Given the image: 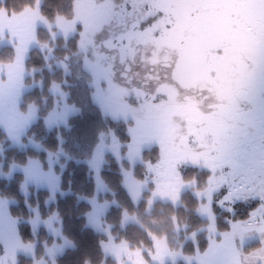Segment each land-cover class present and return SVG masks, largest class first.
Masks as SVG:
<instances>
[{"label":"rangeland","instance_id":"rangeland-1","mask_svg":"<svg viewBox=\"0 0 264 264\" xmlns=\"http://www.w3.org/2000/svg\"><path fill=\"white\" fill-rule=\"evenodd\" d=\"M42 1L36 0L34 5H28L21 10H8L4 6L0 7V44L10 45L14 48L16 58L11 64L0 65V127L4 128L9 136L12 137H10L12 141H15L20 146L23 142L22 137L25 134V130L36 119L35 105H33L34 107L31 106V110L28 109L29 111L27 113L25 111V114H23L22 112L24 111H21L20 105L18 104L16 106V104L18 96L29 87L23 83L26 75L23 69V62L27 57L29 49L38 44L36 40L37 27L45 26L52 30L51 35L53 39H56L55 43H57V36L61 35L67 41L72 35L76 33L80 34L78 43L79 50H76L77 52H75L74 57L78 60L77 56L81 54L84 64L80 70H76L78 89L75 90V93L81 95L82 92V97L85 100H88L91 94L92 100H96L98 103L97 106L104 113L120 118L128 124V132L131 135L128 141L121 142L112 130L105 127L99 132L98 142L92 154L93 156L91 155V159L93 158L92 160L96 162L93 165L96 171L93 174L95 188L90 199L93 206L88 213V224L107 235V239L102 242L106 256L114 257L117 264H166L167 262H176L179 259H184L189 264H226L228 262V255L231 253L227 252L229 251V245L218 244L221 243V238L235 236L238 239L239 236H243L244 241L247 242L246 245L262 239L261 236L264 231H259L258 229L264 228V200L261 199V197H264V122L256 130L258 136L256 134L255 137L258 138H255L254 141H252V138L250 139L252 147L255 150H252L247 145H243L239 150L232 151L233 153L230 152L232 153L234 162H229L223 166V170L218 166L221 164L209 163V169L210 172L212 171V174L203 184H197V179L192 178L195 176L190 171V168L185 173V169L187 168L184 164L189 165L195 163L193 156L201 159L200 154H191L189 152V149L192 147H190L189 142H185L186 136L193 139L198 137L204 141L202 145L206 147L205 136L209 134L211 129L209 127L199 129L195 125V123H201L199 120L204 116V108L201 106V103H206L205 93L196 89L195 94L201 93L202 95L200 103L196 100L182 101L183 97L180 101V92L186 94L185 91L188 85L186 80H180L177 77L180 76L181 78L184 76L183 63L189 66L191 72L193 69L200 67V74H206L204 66L208 55L207 50L211 47V42H214V38L205 33L206 31L202 35H196L197 37L193 36L190 40L192 47L190 49L187 47L182 51L184 54L180 61H177L174 53L171 52L173 56L171 57V61L168 62H170L169 67L172 70L167 69V67H163L162 70L159 69L158 71L157 68L151 70L149 66V74L142 78H140V73L138 74L135 70L134 79L135 81L138 80V85L137 87L131 88L126 86L124 82H121V65H119L118 61H110V57H107L110 55L107 48H104L96 59L94 58V54H92V48L96 47V50H99L97 47L99 45H112L109 42L105 44L106 41L103 39L105 36L109 37L114 24L120 23L121 20L124 21L123 15L122 19H119L118 13L120 11L123 12L122 10L125 7L124 13L127 12L128 16L130 14L135 15V13H138L142 8L146 7L144 4L147 0H74L72 15H57L53 22L42 14L40 10ZM167 1L170 0H159V4L162 2L159 6L164 5L169 12H173L176 6L182 8L178 0ZM194 1L185 0L186 4ZM245 1L250 0H233L228 3L227 7L232 8L230 10L233 13L235 9H239L238 5ZM139 2H143L141 7L137 5ZM153 4L156 5L157 0H153ZM146 23L147 20H145L144 25ZM132 24L135 25L138 31L136 36H138L141 24L139 21L136 23L133 22ZM120 30L122 32L120 35L124 37L125 29ZM144 30L146 31V29ZM176 30L175 28H170L168 31H164V33L168 34V41L171 45H174L178 53L180 51L178 44L184 35L182 33L181 36L179 31L176 32ZM129 34L134 35L133 33ZM226 34H228L226 37H230L229 33ZM124 38H127V36ZM118 39L121 40V37L118 36ZM108 40L111 41L112 39L108 38ZM140 40L145 42L143 38H140ZM162 42L163 38L157 41L160 44ZM50 45L39 43L42 50L49 48L50 52L48 53V57L52 55L53 46ZM200 45L205 46L206 49L204 50L202 47V51L197 53L196 50L198 51L199 49L196 48H201ZM167 50L172 51L170 47ZM191 51L192 53L189 56L188 53ZM158 52H164V50H158ZM83 53L86 57L83 56ZM146 53L150 54L148 49ZM153 53H155L156 57H152V62H156L154 64L160 68L159 63L166 61L157 62L156 59L159 58V54L157 52ZM124 55L125 53L122 52V58H124ZM183 57L185 59L181 62ZM66 58V60L61 62V65L67 72H70L72 69L67 62L70 57L67 56ZM113 60L116 59L113 58ZM13 71L15 73L12 75L10 72ZM162 71L166 72V76H162ZM123 76H125V73H123ZM10 77L16 83H20L18 85L21 89H18V85L15 82H10ZM195 77H188L190 78L189 81H192V84L193 78ZM90 79H93V81H90ZM123 79L129 80L128 75L123 77ZM53 84V94L56 97H60H57L58 101L55 102L54 109L48 113L46 121L50 127L61 125L67 127L66 124L68 125L69 122H72L70 121V117L78 111V107L69 102L70 90H63L58 83ZM216 86V82L212 80L209 87L215 90L217 88ZM209 87L207 91H210ZM84 88L88 89L90 94H86ZM136 88L139 92L133 94ZM15 89L18 90L13 91ZM11 90L13 91L12 94H10ZM184 102L188 104V109L183 116L186 122L185 126H183L182 117L180 119L174 117L175 120L172 122L166 121V114L173 117L175 113L183 112L182 110H175L179 109ZM30 111L31 113H29ZM179 120L180 122H177ZM70 126L68 125V128ZM179 128L188 131L179 133ZM25 143L33 147H41L33 140H27ZM182 143L188 149L183 147V150H179ZM122 146H127L125 154L121 151ZM157 147L159 149V160L153 161L151 158L145 156L146 150H152ZM193 149L191 150L193 151ZM218 150L221 152L227 151L223 145ZM108 151L112 152L120 161L123 158L130 161L128 167L121 162L123 165L124 185L135 204L138 205L143 199L146 200L143 211L151 212L155 203L159 200L179 205L181 195L186 190H193L198 199L204 200L198 211L209 222L205 228H202L206 231V237L208 239L205 250L199 251L195 249L196 251L191 255H186L182 251L187 240L193 241L197 246L196 234L202 229L186 232L188 225L185 222L178 221L175 217H171V225L152 219V226L163 231L160 234L148 230L153 240L152 246L146 244L133 246L127 240L116 239V235H113L111 232V226L102 220L105 209L111 204H115L116 201L99 200L98 195L100 192H106L108 190L100 174L105 162V154ZM57 154L66 158L67 154L70 153L68 150L59 148ZM206 155L208 156V154ZM71 157L70 154L68 158ZM229 157L231 158V156H223V158ZM34 160L35 162H39L37 159ZM139 161L145 164L146 174L144 178H138L135 175L134 166ZM22 167V165H12L11 171L7 176L20 170ZM36 174L39 173H32V177L36 176ZM28 184H30V180L27 179L23 184V191H26ZM238 185L251 190L249 191L251 192V198L259 200L257 203L258 207L255 208L259 216L254 219L256 223L236 220L233 223L234 228L231 229L232 231L219 232L216 229L213 208L219 209L221 206L223 209L230 208L229 198L231 195L228 196V194L229 192H233L235 190L233 188H236ZM56 189L65 191L61 189V186ZM216 193H220L217 199L214 197ZM84 197L81 196V198ZM15 201L13 198L0 195V261L7 259L4 263L0 262V264H17L18 256L21 254L33 256L36 249L37 242L23 240L17 227V219L10 213V206ZM32 212L33 214L29 221L34 230L44 226L48 234L54 239L61 238V241L52 240L51 243L45 242L43 257L37 258L33 264H57V255L62 253L65 248L73 246V242L62 234L61 219L57 213H54L48 219L44 220L39 215L37 208L32 209ZM121 218L122 226H126L129 223L144 224V218L140 214L129 213L126 209L122 211ZM158 218L160 216L156 219ZM240 226L243 228H240ZM254 250L247 251L244 246L243 251H238L236 256L241 259L243 258L245 261L246 257H249ZM253 254L256 255V253Z\"/></svg>","mask_w":264,"mask_h":264},{"label":"trees","instance_id":"trees-1","mask_svg":"<svg viewBox=\"0 0 264 264\" xmlns=\"http://www.w3.org/2000/svg\"><path fill=\"white\" fill-rule=\"evenodd\" d=\"M35 2L36 0H0V7L4 6L8 10H21L28 5H34ZM150 4L148 12L151 14L156 13L155 10L160 7L159 0H157L156 5L153 4L152 0ZM73 5L74 0H43L40 10L48 20L53 22L57 15L68 16V14H71ZM125 9L124 7L122 11L124 12ZM118 14L121 16L122 12L120 11ZM123 23L120 21V23L113 25L110 36L103 39L106 41L105 44L109 42L112 45L97 46L99 48L98 52L94 51L92 53L95 59L104 48L110 47L115 52V48L122 47L117 38L118 35L122 34L119 29ZM51 31L45 26L37 28L36 39L38 44L30 48L25 59L26 76L24 81L30 88L23 91L21 95L20 109L26 111L30 104H34L37 108V117L23 136L25 145H14L7 133L0 127V195L16 200L10 206V213L17 219V227L23 240L37 242L34 255L21 254L18 256L17 264H33L35 259L43 257L45 242L61 241L60 237L54 239L49 235L44 226L35 230L32 228L29 219L34 208H37L39 215L44 220L57 213L61 219L62 234L73 242V246L65 248L62 253L57 255V264H117L116 259L112 256H106L103 250L102 242L107 239V235L88 224V213L93 205L85 197H92L95 184L94 175L88 169L86 161L93 156L99 132L108 127L121 142H126L131 136L128 132V124L120 118L104 113L97 106L96 100H92L88 89L84 88L85 93L90 94L88 100L82 97V92L81 95L75 93V90L78 89L76 70H80L84 64L81 54L77 56L78 60L74 57L76 50H79L80 34L72 35L67 41L63 36H57V43H55L56 39L52 38ZM108 38L112 40L109 41ZM39 43L53 46L50 57H48L49 48L42 50ZM84 53L83 56L86 57ZM67 56L70 57L67 61L72 69L70 72H67L61 65V62L66 60ZM113 56L115 57V54ZM14 57V48L10 45L0 44V63L10 62ZM90 81H93V79H90ZM53 83L60 84L63 90H70L69 102L78 107V111L70 117L72 122L68 123V125H71L69 128L67 124V127L63 125L49 127L46 123L48 113L54 109L55 102L60 97L57 96V98L53 94ZM27 140H33L41 147L30 146L25 143ZM59 148L68 150L72 157L68 158L70 154H67L66 158H63L62 155L59 156L57 154ZM126 148L127 146L121 147L123 154H125ZM158 151V147L146 150L145 156L157 161L159 160ZM33 158L41 161L45 168L49 166L50 159H53L55 170L58 173L60 172L61 189L67 192L56 193L54 198L51 199L52 192L47 188L29 184L26 191H23L22 186L25 175L22 172L15 171L7 176L13 164L24 165ZM193 158L195 159L194 164H184L187 168L185 173L190 168L195 176L192 178L197 179V184H203L212 174V171L210 172V169L204 166V162H196L200 158ZM121 162L127 167L130 165V161L126 158L120 161L110 151L105 154V162L100 174L108 190L98 194L99 200L116 201L115 204H111L105 209L102 220L111 226V232L116 235L117 240H127L133 246L143 244L152 246L153 240L148 230L154 233H163V231L152 226V219L171 225V217H175L178 221L185 222L188 225L186 232L202 229L208 225V220L198 211L204 200L198 199L193 190H186L182 193L179 205L159 200L155 203L151 212L143 211L146 200L143 199L137 205L131 199L124 185ZM134 167L135 175L138 178H144L146 174L145 164L139 161ZM233 189L235 190L228 194V196L231 195L229 198L230 208L223 209L222 206L219 209L213 208L216 229L219 232L232 231L231 229L234 228L233 223L236 220L251 222L259 216L255 211L259 200L251 198V192H249L251 190L240 185ZM251 189L253 190V188ZM81 196L85 197L81 198ZM218 196H220V193H216L214 197L217 199ZM124 209L132 214H140L144 218L145 225L142 223L141 225L129 223L122 226L121 216ZM159 216L160 218L156 219ZM196 238L197 246L191 240H187L184 244L182 251L186 255L193 254L197 249L199 251L205 250L208 243L206 231L204 229L199 230ZM259 246L260 242L254 241L245 245V250H254ZM166 264L189 263L184 259H179L176 262H167Z\"/></svg>","mask_w":264,"mask_h":264},{"label":"flooded vegetation","instance_id":"flooded-vegetation-1","mask_svg":"<svg viewBox=\"0 0 264 264\" xmlns=\"http://www.w3.org/2000/svg\"><path fill=\"white\" fill-rule=\"evenodd\" d=\"M150 1H145L144 6L146 7L135 13V15L130 14L128 16L127 12H122L119 19H122L123 15L124 21L121 20V23H124L120 29H125L127 38L118 35L121 37L118 43L121 42L122 47L115 48V52L110 47L107 48L110 54L107 57H110V61H118L121 65V82L131 88L137 87L138 80L135 81L134 79L135 70L138 74L140 73V78H142L149 74V66L151 70L157 68L158 71L159 69L162 70L163 67L172 70L169 67L170 62H168L171 61L172 54L174 53L175 59L180 61L184 54L182 51L187 47H189L188 49L192 47L191 38L202 35L206 31L205 33L214 38V42H211V47L207 50L208 55L204 66L206 74H200V67L193 69L191 72L189 66L183 63L184 76L177 77L180 80H186L188 85L185 91L186 94L180 92V101L183 97L182 101L196 100L200 103L202 95L201 93L195 94V91L197 89L205 93L206 103H201L204 108V116L199 120L201 123H195V125L199 129L205 127L211 129L208 135H203L205 136L206 147L202 145L204 141L198 137L193 139L186 136L185 142H189L190 147L194 148L193 151L190 148L189 152L201 156L208 154L212 160H220L221 155L218 154L219 150L217 151V149L222 145L227 149V156H230V152L235 147L245 145L247 142L252 143L250 139L255 140V135L258 136L256 130L264 122V82L258 76L260 69L264 67V0L242 2L238 5L239 9H235L233 13L230 10L232 8L227 7L228 3L233 0H195L187 4L185 0H178L182 8L175 7L172 4L178 10L172 6L174 11L169 12L162 5L158 6V10H155L156 13L153 14L148 12L149 5H151ZM137 5L141 7L143 2H139ZM228 12L231 13L229 16ZM145 20H147V23L144 25ZM137 21L141 24L138 36H136L138 31L135 25L132 24ZM170 28H175L181 36L182 33L184 35L178 44V48H180L178 53L174 45H171L168 41V34L164 33ZM226 33H229L230 37H226L228 35ZM140 38H143L145 42L141 41ZM162 38L163 42L161 44L157 43ZM200 46L201 48H196L199 49L196 50L197 53L202 51L203 46ZM169 47L172 51L167 50ZM147 49L150 54L146 53ZM203 49H206L205 46ZM92 50L98 52L96 47H93ZM158 50H164V52H158ZM122 52L125 53L124 58H122ZM153 52L159 54V58L156 59L157 62L166 61L159 63L160 68L154 64L156 62H152V57H156ZM191 53L192 51L188 55L190 56ZM113 58L116 60H113ZM184 59L185 57L181 62ZM123 73H125V76L128 75L129 80L123 79L125 77ZM161 74L166 76L165 71H162ZM189 76H196L193 78V84L192 81H189ZM212 80L217 84L215 90L209 87ZM167 86L169 85L167 84ZM208 87L210 91H207ZM138 92L136 88L133 94ZM245 92H249L253 96V103L238 105V98ZM182 104L175 111L182 110L183 112H177L173 117L166 114V121L172 122L175 120L174 117L179 119L182 117L183 119L188 104L185 102ZM240 108L244 109L243 113H241ZM177 122H180V120ZM185 124L186 122L183 119V126ZM178 131L180 133L188 130L179 128ZM183 147H186L184 143H182L179 150H183ZM6 260L3 259L0 262L4 263Z\"/></svg>","mask_w":264,"mask_h":264},{"label":"crops","instance_id":"crops-1","mask_svg":"<svg viewBox=\"0 0 264 264\" xmlns=\"http://www.w3.org/2000/svg\"><path fill=\"white\" fill-rule=\"evenodd\" d=\"M10 73L13 75V73H15V72L13 71V72H10ZM9 80H10V82L11 81L15 82V80L12 79L11 77L9 78ZM9 84H8V86H9ZM15 84L18 85L20 83H16L15 82ZM8 86H7V89H8ZM19 88H20V86L18 85V89ZM18 89H15L13 91H17ZM13 91L11 90L10 94H12ZM5 94H7V93H5ZM19 101H20V95L18 96L16 106L18 104L20 105ZM31 106H33V105H30L29 109H30ZM34 109H35V115H36V108L34 107ZM22 113L25 114L24 112H22ZM29 113H31V111ZM25 133H26V130H25ZM22 139H23V137H22ZM13 143L16 144L15 141ZM219 153L222 156L220 169L223 170L224 169L223 166L227 165L229 162H234L233 161V157H231V158L230 157L229 158H223V156L226 155L225 152H221L220 151ZM92 159H89L88 161L85 160V161H86V163L88 165V169H90V172H92L94 174L95 173L94 171H96V169L94 170V166L93 165H95L96 162H94V160H92ZM17 165H19V164H17ZM22 166L23 167L20 170H18V171L22 172L25 175V179L24 180H27V179L30 180V184L36 185V186H38L40 188L49 189L52 192V196H54L56 193H65V192H67V191H60V190L56 189V188L61 186L60 174H59L60 172L58 173L55 170L54 161L53 160L49 161V166L47 168H45L42 165L41 161L35 162L34 159H30V161H28L26 164H24ZM11 168H12V166H11ZM34 172H38L39 174H36V176L32 177V173H34ZM87 198H88V201H90V199L92 197L87 196ZM251 222L256 223L255 220H251ZM251 222L248 221L247 223H251ZM240 228H243V227L240 226ZM261 237H262V239H259V242L261 243L260 247H258L254 251H252L251 254L249 255V257H246L245 261H244L243 258L241 259V258H238L236 256V253L238 251H240V250L243 251V248H244V246L247 243V242L244 241L243 236H239L238 239H236L235 236H233L231 238H228V237L221 238V243H218V244L219 245H229V251H227V252L231 253V254L228 255V258H227L228 262H226V264H264V242H262V241H264V233H263V235ZM253 253H256V255H254ZM216 264H219V263H216Z\"/></svg>","mask_w":264,"mask_h":264},{"label":"snow or ice","instance_id":"snow-or-ice-1","mask_svg":"<svg viewBox=\"0 0 264 264\" xmlns=\"http://www.w3.org/2000/svg\"><path fill=\"white\" fill-rule=\"evenodd\" d=\"M259 79L264 82V67H262L258 73ZM250 104L253 103V96L249 92L243 93L237 100V104ZM241 113L244 112L243 108H240ZM163 195V194H162ZM262 200H264V197H261ZM259 231H264V228L258 229ZM264 242V241H262Z\"/></svg>","mask_w":264,"mask_h":264}]
</instances>
